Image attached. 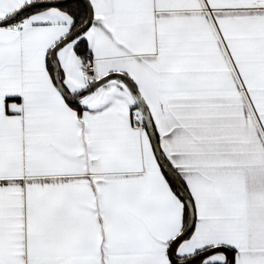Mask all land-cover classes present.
<instances>
[{"label": "snow or ice", "instance_id": "snow-or-ice-1", "mask_svg": "<svg viewBox=\"0 0 264 264\" xmlns=\"http://www.w3.org/2000/svg\"><path fill=\"white\" fill-rule=\"evenodd\" d=\"M0 264H264V0H0Z\"/></svg>", "mask_w": 264, "mask_h": 264}]
</instances>
